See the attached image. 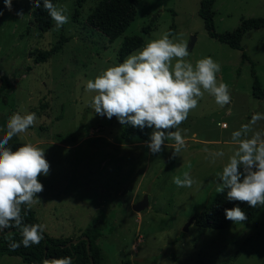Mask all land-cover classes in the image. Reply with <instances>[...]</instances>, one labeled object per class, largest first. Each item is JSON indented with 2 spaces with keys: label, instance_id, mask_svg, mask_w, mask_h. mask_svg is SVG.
Listing matches in <instances>:
<instances>
[{
  "label": "rangeland",
  "instance_id": "374dc122",
  "mask_svg": "<svg viewBox=\"0 0 264 264\" xmlns=\"http://www.w3.org/2000/svg\"><path fill=\"white\" fill-rule=\"evenodd\" d=\"M80 1L81 7L78 0H57L55 5L67 9L68 23L56 30L52 20L45 33L33 23L35 7L30 0H13L16 9L0 16V77L10 83L0 98V138L14 113L36 114L34 125L9 142L36 145L50 163L49 175H41L45 189L38 194L41 200L31 206L46 226L44 232L76 240L98 226L99 264H264V207L255 208L253 221L232 222L222 230L188 225L218 195L217 177L236 148L230 142L232 132L254 114L264 115V99L252 96L251 63L242 60L245 53L264 87V28L246 32L243 50H234L205 30L198 15L201 0H137L133 22L109 42L87 24L101 0ZM19 10L23 19L16 15ZM213 10L215 31L231 32L242 19L264 18V0H216ZM147 25L152 30L142 34ZM165 32L172 33L170 39L187 43L186 60L195 64L211 57L219 63L217 80L228 85L231 96L223 108L208 93L199 99L180 125L186 147L176 157L172 140L152 155L149 140L123 138V125L115 117L96 115L90 107L95 93L85 92L87 80L119 64L118 50L126 37L141 36L143 47ZM58 45V52L45 63L33 62L31 52ZM222 123L228 127H220ZM254 130L264 131V119ZM205 148L225 156L212 164ZM185 172L197 183L178 188L173 177L183 178ZM145 196L148 208L133 212V205ZM0 264L24 263L2 256Z\"/></svg>",
  "mask_w": 264,
  "mask_h": 264
},
{
  "label": "clouds",
  "instance_id": "9594fccd",
  "mask_svg": "<svg viewBox=\"0 0 264 264\" xmlns=\"http://www.w3.org/2000/svg\"><path fill=\"white\" fill-rule=\"evenodd\" d=\"M30 2L35 8H40L42 2L43 9L55 22L56 30L68 23L65 7L54 5L52 0ZM4 7L13 11V0H4ZM16 15L19 19L25 16L23 10L17 11ZM170 36L171 32L163 33L130 53L122 63L87 80L85 92L95 93L90 107L96 115L109 120L115 117L121 125L153 129L147 142L150 153H161L165 141L172 140L175 142L172 155L176 157L186 147L180 125L197 108L199 99L208 93L223 108L230 104L231 96L228 85L217 80V73L221 71L219 63L205 57L193 64L185 59L190 55L187 43L177 42ZM36 119L35 113H14L6 123V134L0 138V233L15 228L21 234L19 242H9L10 250L21 245H39L45 238L46 226L24 223L21 213L22 206L30 209L41 200L38 194L45 189L39 177L49 175L50 163L45 152L32 143H25L15 150L7 146L14 136L27 132ZM261 119L264 115L254 114L249 123L232 132L230 142L236 148L222 166L215 189L218 194L227 190L229 202L251 208L264 207V131L254 130ZM219 126L228 127L225 123ZM203 151L209 153L206 159L212 164L225 156L223 151L209 152L208 148ZM172 182L178 188H191L197 183L187 172L183 178L174 176ZM224 211L226 219L233 223L248 219L238 205ZM42 264H73V260L71 256L44 259Z\"/></svg>",
  "mask_w": 264,
  "mask_h": 264
},
{
  "label": "trees",
  "instance_id": "16d2710c",
  "mask_svg": "<svg viewBox=\"0 0 264 264\" xmlns=\"http://www.w3.org/2000/svg\"><path fill=\"white\" fill-rule=\"evenodd\" d=\"M53 4L57 0H52ZM216 0H201L198 15L203 21V25L209 36L222 44H226L231 49L242 51L241 41L246 32L250 30H258L264 28V18H249L242 19L240 25L231 32L217 33L214 29V3ZM81 1L78 0V5L81 7ZM137 0H101L93 9L87 18V24L100 32L109 42H113L120 37L126 29L130 26L136 16ZM16 9L13 3V11ZM0 11L9 12L4 7V1L0 3ZM12 12V11H11ZM33 23L40 33H45L52 27V19L48 13L43 9L41 2L40 8H34L32 11ZM152 30L150 25L142 28V34H148ZM143 38L138 35L126 37L118 50V62L123 60L132 52L139 49L143 45ZM60 46H55L49 51L34 50L31 52L33 62L35 64L45 63L51 55L58 52ZM243 61H249L252 66V96L257 99H264V87L261 86L255 71L254 64L250 61L248 56L243 53ZM3 84L0 88V98L2 93L10 87L9 81L5 77H0ZM176 129H172L175 131ZM153 129L150 128H136L131 125H123L121 136L126 138L128 136H137L142 141H148ZM60 136H57L59 138ZM25 143L9 142L7 145L13 150L22 146ZM41 181V176L39 177ZM225 193L218 194L215 199L205 209L195 215L194 223L199 228H210L222 230L227 228L232 221L225 217V209H231L240 206L248 219L245 222L249 223L255 218V208L248 207L246 204H239V202H229ZM22 216L24 223L36 224L39 223L35 212L32 208L27 209L22 206ZM40 224V223H39ZM101 236V230L94 225L84 232H82L77 244L71 243V239H58L49 237L44 232V240L39 245L31 247H21L16 250H10L9 242L21 240V234L18 229L9 228L0 233V257L10 256L19 258L24 264H42L44 259L63 258L71 256L73 264H99L101 250L97 244V240Z\"/></svg>",
  "mask_w": 264,
  "mask_h": 264
},
{
  "label": "water",
  "instance_id": "95a60500",
  "mask_svg": "<svg viewBox=\"0 0 264 264\" xmlns=\"http://www.w3.org/2000/svg\"><path fill=\"white\" fill-rule=\"evenodd\" d=\"M194 41H195V39L192 38L191 41H190V44H189V48H190V49L193 48ZM2 84H3V82H2V80L0 79V88L2 87ZM146 208H148V199H147V197L145 196V197L143 198V200H141L140 202H138V203H136V204L133 205L132 210H133V212H135V213H140V212H142L143 210H145ZM194 221H195V217L192 218V219L189 221L188 225L192 224ZM188 225H187V226H188ZM185 229H186V228H185ZM78 242H79V239H76V240L71 241V243H73V244H77ZM91 264H93V263L91 262Z\"/></svg>",
  "mask_w": 264,
  "mask_h": 264
}]
</instances>
